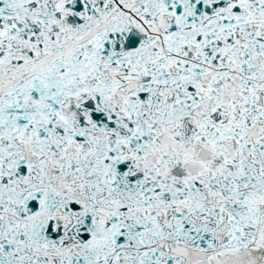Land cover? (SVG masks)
<instances>
[{
  "label": "snow or ice",
  "instance_id": "6c2138e0",
  "mask_svg": "<svg viewBox=\"0 0 264 264\" xmlns=\"http://www.w3.org/2000/svg\"><path fill=\"white\" fill-rule=\"evenodd\" d=\"M0 264H264V0H0Z\"/></svg>",
  "mask_w": 264,
  "mask_h": 264
}]
</instances>
